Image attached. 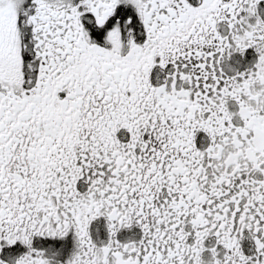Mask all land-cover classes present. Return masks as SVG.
<instances>
[{
  "label": "snow or ice",
  "instance_id": "obj_1",
  "mask_svg": "<svg viewBox=\"0 0 264 264\" xmlns=\"http://www.w3.org/2000/svg\"><path fill=\"white\" fill-rule=\"evenodd\" d=\"M0 264H264V0H0Z\"/></svg>",
  "mask_w": 264,
  "mask_h": 264
}]
</instances>
